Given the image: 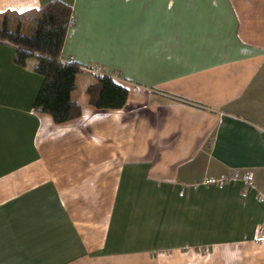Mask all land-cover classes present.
I'll return each instance as SVG.
<instances>
[{
    "label": "crops",
    "instance_id": "1",
    "mask_svg": "<svg viewBox=\"0 0 264 264\" xmlns=\"http://www.w3.org/2000/svg\"><path fill=\"white\" fill-rule=\"evenodd\" d=\"M60 1L62 61L96 72L56 124L0 40V264H264V0ZM101 74L122 108L90 104Z\"/></svg>",
    "mask_w": 264,
    "mask_h": 264
},
{
    "label": "trees",
    "instance_id": "2",
    "mask_svg": "<svg viewBox=\"0 0 264 264\" xmlns=\"http://www.w3.org/2000/svg\"><path fill=\"white\" fill-rule=\"evenodd\" d=\"M73 17L68 4L54 0L35 12L30 24L23 26L19 22L11 27L7 22L9 16H4L0 24V40L15 48L14 62L24 67L33 59V71L42 77L33 101L34 110L50 114L56 124L80 115L69 88L81 65L61 59L65 33ZM87 93L90 104L97 109H120L127 97V89L104 74L96 75V82L87 87Z\"/></svg>",
    "mask_w": 264,
    "mask_h": 264
},
{
    "label": "rangeland",
    "instance_id": "3",
    "mask_svg": "<svg viewBox=\"0 0 264 264\" xmlns=\"http://www.w3.org/2000/svg\"><path fill=\"white\" fill-rule=\"evenodd\" d=\"M16 17V18H15ZM15 17H9V21H8V23L11 25V27L12 26H14V25H16L17 23H21V24H23V26H25V24L26 23H31V22H33L34 20H33V14H31V15H26V16H15ZM1 22H3V19L2 18H0V24H1ZM24 22H26V23H24Z\"/></svg>",
    "mask_w": 264,
    "mask_h": 264
},
{
    "label": "built area",
    "instance_id": "4",
    "mask_svg": "<svg viewBox=\"0 0 264 264\" xmlns=\"http://www.w3.org/2000/svg\"><path fill=\"white\" fill-rule=\"evenodd\" d=\"M80 68L82 70H86L88 72H92V73H95L96 72V68L91 67V66H80ZM245 178L247 179V176H245ZM260 226L264 228V218L262 219V221L260 223Z\"/></svg>",
    "mask_w": 264,
    "mask_h": 264
}]
</instances>
